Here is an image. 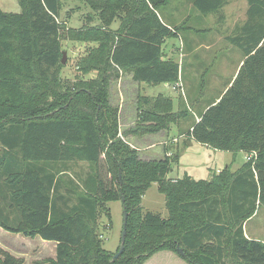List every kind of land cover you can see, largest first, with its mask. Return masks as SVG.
<instances>
[{"label":"trees","instance_id":"trees-1","mask_svg":"<svg viewBox=\"0 0 264 264\" xmlns=\"http://www.w3.org/2000/svg\"><path fill=\"white\" fill-rule=\"evenodd\" d=\"M169 1L19 0V13L0 9V228L55 242L53 264H145L164 251L189 264H264V242L244 228L264 207V0H247L246 20L228 37L244 54L236 78L186 133L188 141L255 158L209 181L170 178L179 154L146 160L124 140L165 133L169 141L185 112L163 95H138V122L120 135L112 82L125 74L133 85L180 83V65L162 50L178 35L158 14ZM69 3L99 24L66 28ZM226 5L194 1L207 16ZM64 30L70 41L98 43L84 66L99 71L95 80L62 78ZM153 183L165 195L167 219L141 206ZM116 201L128 213L118 258L98 233L99 209ZM0 264L24 261L0 248Z\"/></svg>","mask_w":264,"mask_h":264},{"label":"rangeland","instance_id":"rangeland-1","mask_svg":"<svg viewBox=\"0 0 264 264\" xmlns=\"http://www.w3.org/2000/svg\"><path fill=\"white\" fill-rule=\"evenodd\" d=\"M195 0H170L161 7L158 14L169 26L178 29V35L166 38L162 45L163 55L181 67V84L177 90L165 88L164 84L156 87L130 85V77L125 75L112 82L111 103L119 109L120 135L137 124L134 106L138 95H150L151 92L163 93L173 101V110L185 112L184 117L166 135H150V140L135 142V137L124 140L139 149L144 159H157L171 152L179 154L170 178H182L189 175L194 180H211L226 167L232 171L239 170L249 156L245 152H223L211 147L188 141L187 132L197 122V116L217 102L236 78L244 59L243 52L228 41L235 29L246 20L247 0H227V5L217 15H203L194 6ZM4 11H19V0H0ZM67 14L63 19L66 28L80 29L83 26H96L98 21L86 19V8L75 13L73 6L66 7ZM79 17V19H78ZM70 26V27H69ZM66 30L62 33L63 58L62 78L76 83L79 80L90 82L95 80L99 71L96 69L84 72V66L91 61V54L98 47L96 42H74L68 40ZM62 58V60H63ZM94 65V64H93ZM217 100V101H216ZM210 105V106H209ZM122 136V135H121ZM176 139V140H174ZM167 140V141H165ZM192 143V145H190ZM141 150V151H140ZM165 151V152H164ZM144 212L159 214L167 219L165 195L159 191L158 183H153L142 198ZM98 233L105 252L115 257L121 246L123 232V207L121 201L105 202L99 209ZM245 232L249 238L264 242V207L257 209L255 215L246 220ZM0 248L17 258L24 264H53L55 245L45 242L39 237L31 238L15 234L0 228ZM145 264H189L174 252H160Z\"/></svg>","mask_w":264,"mask_h":264},{"label":"crops","instance_id":"crops-1","mask_svg":"<svg viewBox=\"0 0 264 264\" xmlns=\"http://www.w3.org/2000/svg\"><path fill=\"white\" fill-rule=\"evenodd\" d=\"M67 6H68V7L73 6V7L75 8L76 4H75V3H69V4H67V5L65 6L64 10H63V13H64V14H65V13L67 14V12H69V9H68V10H65ZM0 9H2L3 11L5 10V9H3V8H1V7H0ZM79 11H82V10L75 8V13H77V12H79ZM5 12H12V11H7V10H6ZM12 13H19V11H13ZM63 13H62V14H63ZM78 19H79V17H78ZM163 22H164V21H163ZM164 23H165V22H164ZM165 24H166V23H165ZM114 26L116 27L117 24H115ZM69 27H70V26H69ZM71 28H74V27L71 26ZM164 59H166V58L164 57ZM128 83H129L130 85H133V83L131 82V80H129ZM181 83H182V82H181V80H180V83H178V84H176V85H166V84H164V85H162V86H164V87L167 88V89L172 88L173 90H177V89H179L180 87H182V84H181ZM142 85H144V84H141V87H142ZM159 86H160V85H159ZM145 87H147V85H145ZM156 87H158V86H153V90H154ZM158 95H163V93H159V92H151L150 95H146V96H148V97H156V96H158ZM204 111H205V110H204ZM199 117H200V115L197 116V121L199 120ZM191 128H192V126L190 127V129H191ZM141 139H142L143 142H146V141L150 140V135H145V136H142V137L137 136V137H135V142L140 143ZM174 140H176V139H174ZM190 145H192V143H191ZM140 151H141V150H140ZM170 153H171V152H168L167 154L170 155ZM246 235H247V234H246ZM247 237H248V236H247ZM43 241H44V240H43ZM45 242H48V241H45ZM49 243H53V244L55 245V249H56L57 244H56L55 242H49ZM55 255H56V253H55Z\"/></svg>","mask_w":264,"mask_h":264},{"label":"water","instance_id":"water-1","mask_svg":"<svg viewBox=\"0 0 264 264\" xmlns=\"http://www.w3.org/2000/svg\"><path fill=\"white\" fill-rule=\"evenodd\" d=\"M62 63H65V58H63ZM191 144V143H190ZM122 202L124 203V198H122ZM123 213H124V222H123V232L121 237V246L118 251V253L115 255V258H118L124 251L125 248V241H126V227H127V219H128V213L126 210V206L123 207ZM180 252L182 253V250L180 249Z\"/></svg>","mask_w":264,"mask_h":264},{"label":"built area","instance_id":"built-area-1","mask_svg":"<svg viewBox=\"0 0 264 264\" xmlns=\"http://www.w3.org/2000/svg\"><path fill=\"white\" fill-rule=\"evenodd\" d=\"M255 156H256L255 153L251 154V155L249 156V160H251L252 158H255Z\"/></svg>","mask_w":264,"mask_h":264}]
</instances>
